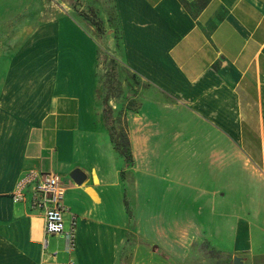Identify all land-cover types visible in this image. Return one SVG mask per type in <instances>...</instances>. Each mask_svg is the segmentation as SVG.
<instances>
[{"label": "crops", "instance_id": "obj_1", "mask_svg": "<svg viewBox=\"0 0 264 264\" xmlns=\"http://www.w3.org/2000/svg\"><path fill=\"white\" fill-rule=\"evenodd\" d=\"M9 1L0 264H186L202 241L228 264H264V0H109L98 13L118 37L56 3L11 13ZM102 52L149 86L125 115L131 164L105 121ZM30 172L60 177L73 253H44L43 214L11 199Z\"/></svg>", "mask_w": 264, "mask_h": 264}, {"label": "rangeland", "instance_id": "obj_2", "mask_svg": "<svg viewBox=\"0 0 264 264\" xmlns=\"http://www.w3.org/2000/svg\"><path fill=\"white\" fill-rule=\"evenodd\" d=\"M8 1L9 0H4L5 6ZM33 3L40 6L41 4L44 6V4L56 3L59 5L60 9H63L64 11L67 10L84 17V14H96L100 17L98 13L99 8L104 11L105 8H109L111 6L109 0H34ZM9 4L11 13H18L20 12L19 10L22 9L19 0H10ZM45 12L46 14L52 13L48 10H43V13ZM33 17L34 11H27V18ZM103 27L104 32L102 34L109 33V35L114 34L115 37H118L114 31V17L110 18L109 23L107 20ZM101 59L103 63V70L101 71V79L104 84L103 97L108 100V103L105 105V109L108 111L109 116L107 126L108 128H114L115 132L120 135L127 130L125 115L128 108L134 109L139 104L138 99H136L137 96L141 93H145L146 90L149 89V86L143 82V80L126 70L108 53L102 52ZM21 204L19 206H21ZM128 240L130 243L132 242L131 244L144 246V242L135 237L132 229L129 231ZM62 244H64L63 241H58V239L54 237L50 238L48 250L52 252L56 250L55 248H57V245L61 246ZM160 257L167 259L166 256H163L160 253L155 256L154 261L159 263L161 261ZM186 264H228V259L224 254L213 247L211 243L208 241H202L199 242V244H197L195 249L192 251L189 261Z\"/></svg>", "mask_w": 264, "mask_h": 264}, {"label": "built area", "instance_id": "obj_3", "mask_svg": "<svg viewBox=\"0 0 264 264\" xmlns=\"http://www.w3.org/2000/svg\"><path fill=\"white\" fill-rule=\"evenodd\" d=\"M65 189L58 175L26 174L17 184L16 191L11 194L15 204L28 205L31 210L39 211L45 220V239L43 250L46 253L49 249L48 237H56L63 241L68 253H73L77 245L78 221L72 216L69 225H66L65 215L69 212L64 203ZM58 252L51 253L56 258Z\"/></svg>", "mask_w": 264, "mask_h": 264}, {"label": "trees", "instance_id": "obj_4", "mask_svg": "<svg viewBox=\"0 0 264 264\" xmlns=\"http://www.w3.org/2000/svg\"><path fill=\"white\" fill-rule=\"evenodd\" d=\"M85 17L87 19H89L99 30L100 33L104 32V27H103V22L102 19L100 17H98L96 14L92 15V14H84ZM105 103H108V100L105 99ZM129 110L131 108H128ZM104 117H105V121L108 124L109 122V116H108V111L105 109L104 112ZM110 134H111V140L115 146L116 151L122 155L126 162L128 164H131L133 162V156H132V152H131V147H130V140H129V136L126 132H124L123 134L118 135L115 132L114 128H109ZM127 207H128V203ZM129 216L132 217V213L129 211Z\"/></svg>", "mask_w": 264, "mask_h": 264}, {"label": "water", "instance_id": "obj_5", "mask_svg": "<svg viewBox=\"0 0 264 264\" xmlns=\"http://www.w3.org/2000/svg\"><path fill=\"white\" fill-rule=\"evenodd\" d=\"M72 179L74 180L75 183L81 185L85 181L86 175L80 170H75L72 174ZM239 263L240 261L238 259H235L234 264H239Z\"/></svg>", "mask_w": 264, "mask_h": 264}]
</instances>
